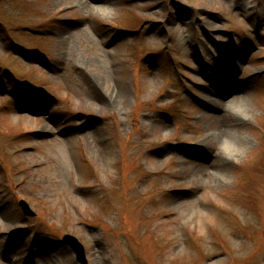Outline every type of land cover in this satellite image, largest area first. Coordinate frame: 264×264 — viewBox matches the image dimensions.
<instances>
[{
    "label": "rangeland",
    "instance_id": "rangeland-1",
    "mask_svg": "<svg viewBox=\"0 0 264 264\" xmlns=\"http://www.w3.org/2000/svg\"><path fill=\"white\" fill-rule=\"evenodd\" d=\"M92 4L0 0V264H264V0Z\"/></svg>",
    "mask_w": 264,
    "mask_h": 264
},
{
    "label": "bare ground",
    "instance_id": "bare-ground-1",
    "mask_svg": "<svg viewBox=\"0 0 264 264\" xmlns=\"http://www.w3.org/2000/svg\"><path fill=\"white\" fill-rule=\"evenodd\" d=\"M65 0H50V4H51V8H55V9H59L58 6H60L62 4V2ZM87 1L88 0H71V2L75 5V6H79L81 10H85L86 8H91L95 11L96 14L98 15H104L105 17L107 16L108 12H107V8H104L102 6L99 5H87ZM96 6V7H95ZM90 79V78H89ZM91 82L93 81L92 79H90ZM94 84V81L92 82ZM96 85V84H95ZM229 87H232L231 85H228ZM222 87H225V84H222L219 88V91H217V97L216 98H212V99H207L205 100L208 104V108L211 110L210 113L203 114V117H205V119L214 124L217 125V123L219 122L217 119V112H223V118L226 116H230V113L233 115V120L235 122V120L237 119H243V118H247L248 116L247 113H249L247 109H245L242 105V103H240V101H238L237 99H233L231 102V105H227L226 103H224L223 98L227 97L228 93L222 89ZM229 87H226L225 89H230ZM216 93V92H215ZM212 96V95H211ZM116 100H114L112 98V96L110 95H106L103 97L102 102L103 103H109L112 104L113 102H115ZM232 123H228V120H223L222 123H219L216 128L218 129V133H213L210 135H207L206 138H204L203 140H201L199 142L200 146H202L203 148L205 146H209L210 148H212L213 145H215L216 140H218V142L223 143L225 140V146L229 145V147L231 146V151H222V150H217L215 152V155L213 156V163L217 166L220 167L222 170L224 168V170H226V166H228V164H230L231 160H233L232 155L236 154V149L235 148V144L232 139V135H233V130H232ZM237 144V143H236ZM234 145V146H233ZM233 146V147H232ZM230 149V148H229ZM233 149V150H232ZM207 154H209V150L206 151ZM217 169V168H216ZM216 173V172H213Z\"/></svg>",
    "mask_w": 264,
    "mask_h": 264
},
{
    "label": "water",
    "instance_id": "water-1",
    "mask_svg": "<svg viewBox=\"0 0 264 264\" xmlns=\"http://www.w3.org/2000/svg\"><path fill=\"white\" fill-rule=\"evenodd\" d=\"M19 205L21 206L24 214L30 216L35 215L34 210L30 207L26 200L20 199ZM62 241L71 247L72 251L76 254V259L79 263H88L85 246L75 235L71 233H65L62 237Z\"/></svg>",
    "mask_w": 264,
    "mask_h": 264
}]
</instances>
